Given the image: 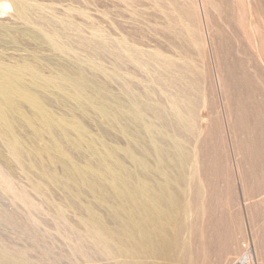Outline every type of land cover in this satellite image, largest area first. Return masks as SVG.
<instances>
[{"label": "rangeland", "instance_id": "rangeland-1", "mask_svg": "<svg viewBox=\"0 0 264 264\" xmlns=\"http://www.w3.org/2000/svg\"><path fill=\"white\" fill-rule=\"evenodd\" d=\"M30 66L35 98L23 103L30 120L14 132L32 155L31 171L14 157L0 124V246L6 252L28 264L136 262L76 252L74 233L90 243L97 231L91 216L107 230L116 226L109 215L120 208L123 217L149 209L146 195L134 197L127 177L112 169L134 165L167 181L171 165L155 140L166 130L163 115L184 128L173 137L187 148L186 183L170 195L174 228L193 250L164 263L264 264V196L247 190L240 148L257 125L255 115L264 118V0H0V68ZM245 74L256 79L250 88ZM243 97L249 116L240 107ZM41 164L52 175L47 183ZM3 179L26 192L30 204L13 196ZM147 183L141 174L136 185L146 193ZM196 215L206 219L199 223L206 243L189 237Z\"/></svg>", "mask_w": 264, "mask_h": 264}, {"label": "bare ground", "instance_id": "bare-ground-1", "mask_svg": "<svg viewBox=\"0 0 264 264\" xmlns=\"http://www.w3.org/2000/svg\"><path fill=\"white\" fill-rule=\"evenodd\" d=\"M249 30H250V27H249ZM25 34L29 35L30 38H32V36H33L31 33L29 34V33L25 32ZM13 40L16 41V38L13 39ZM255 47H256V45H255ZM71 66H73V65H71ZM79 66H80V64H79V62H77V64L75 65L74 73L72 75L73 77L70 76L73 81L75 79H76V81L79 80V74H80L79 73V69H81V68H79ZM65 67H66V65L62 64V65H60L58 67V69L64 71ZM247 67H248V65H247ZM253 67H255V66H253ZM32 68L33 67L30 66L25 71L23 70V68H20V67H12V68H4L3 67V68H0V124L3 125L4 130H5L4 131L5 134L9 135V137H10V143H11V148H12L14 157H16V160L19 163L24 165L23 166L24 168L26 167L30 171L32 169V166H34V164L32 163V160H31L32 159V157H31L32 155H31V153L26 152V150L22 146V144L24 142L21 144L20 141H22V140H20L18 138V136L16 137L14 131H15V126H18L24 120L27 121L29 119L28 115L25 114L26 113L25 112L26 108H25L23 103L26 102V101L33 102V99L35 98V95L33 96V93H32L34 91V89H32V83L34 81L33 80L34 79V75H33V72L31 71ZM67 68L68 67H66V69ZM70 68H72V67H70ZM81 76H83V75H81ZM242 77H243L242 79L244 81L243 84L245 85V87L249 86V88H250V85L252 86V84L256 82L255 77L253 75H251V74H245V76H242ZM86 78H88V77H86ZM241 81L242 80H240V82ZM83 86L85 87V85H83ZM92 89H93V87H92ZM248 97H250V98L252 97L251 93L248 95ZM245 100L247 102V97H243L242 98V100L240 102V107L248 115V114H250V110L247 108V104H246ZM33 108H35V107H33ZM42 113L43 112L41 110H39L38 111V116H42L43 115ZM244 118H245V116L242 117L241 122L243 124L248 123L246 118L245 119ZM255 120L257 122V125H254L255 127L251 128L250 127L251 125L249 126V123H248V126L250 128L246 126L247 128L251 129L252 135H250L245 140V144H244L243 148L240 147L241 150H242V153H241L242 156L241 155L240 156L243 158V161L246 164L248 163V167L247 168L244 167V170H243L244 182H245L247 190H249V192L252 194V196H264V118H260L258 115L257 116L255 115ZM20 126H22L23 128L27 127V125H25V124L24 125L22 124ZM22 127H21V129H22ZM256 133H257V135H256ZM23 141H25V140L23 139ZM180 146H182V147H179V149L182 150V148H183L184 149L183 151L185 152L187 148H186V145L184 147V141L180 142ZM166 151L168 153L167 156H169V157H172V156L174 157L175 156L176 159L180 158L178 156L179 152H178V150L176 148H174V150L168 149ZM27 159L30 160V164L29 163L26 164L25 161ZM140 160H142V159H140ZM10 163H11L10 161H8V162L6 161L4 163V166H5L6 170H7V172H8V170H10V168L12 166V165L10 166ZM203 164H204V162H203ZM207 164H209V163L207 162ZM241 164H243L242 161H241ZM14 165H16V164L14 163ZM121 165H123V164H121ZM121 165L113 168L112 170L116 174L125 175L124 176L125 178L127 177L128 181H129V182L127 181V183L132 184L130 186H129V184H127V185H128V187H130V190L132 191L131 194L134 197H136L134 192L137 195L139 194L140 196L146 195L147 200H145L146 202L145 201L144 202L149 206V209H147V211L145 210L143 213H136L134 215H130V216L127 215L126 217L125 216L123 217L121 214H119V213H121V212H119L120 209H122V208H120L116 212V214L115 213H111L109 215V219L111 220L112 223L115 222L116 226L115 227H110V228L108 227L109 229H107V230H105V228L103 227V224H105V223L102 222L101 218L96 217L95 215L91 216V220H90L91 221V225L94 228H97L96 233H94V240L92 242H90V243H86V239L83 238V236L80 234V231L76 230L75 233H74L75 238H76V240L73 243L74 250L76 252H80L82 254L87 253V251H89V252L91 251V252H93L95 254H98V255L131 256V258H134L136 262H130L129 264H166V263H164V261H167L169 259H181L182 257H187V255H188L187 253L188 252L191 254V250H192L191 246L189 245V243L187 244V242L182 241L181 239H179V236H178V233H177L178 230L174 228L173 221L176 218L175 217L176 214L172 210L171 205L173 204V202H175L176 199H174V197L173 196L171 197V195H170L171 194L170 190H174L175 187L179 188L181 185L186 183V170H185L186 163H185V158L183 157V158H181V160L180 159L176 160L175 166H171L169 169H166V173L170 177V178L168 177L166 179L167 181H162L163 177H161V176L157 177V176H154V175H150L151 171L148 170V169H146L144 171V173H142L143 169H137L134 165L120 167ZM44 166L47 167V165L41 164V169L43 170V179H44L43 182L47 183L48 181H50L49 177L52 176V175H50L49 171ZM15 170H14V172H15ZM15 173H13V174H15ZM106 173L108 174V172H106ZM112 174H114V173H112ZM141 174H143L145 176V178L148 179L146 193L141 190L140 186L136 185L137 179L139 178V176ZM7 176H9V175H7ZM124 177H122V179ZM119 179H121V178H119ZM85 180H87L89 182L97 181L94 176H89V175H85ZM125 181H126V179H125ZM3 182H4V185L6 184V189L9 192H11V194L13 196H15V195L17 196L19 194L26 204H30L29 202H30L31 198L30 199L24 198L26 192L19 193L18 191H21V190H18V188L16 186L13 187L12 183L10 181L8 182V180H6V179H3ZM95 183L97 185H99V183H97V182H95ZM15 185H17V184H15ZM19 185H21V184H19ZM83 185H85V183ZM29 186H27V187H29ZM2 188H4V187H2ZM101 188L104 189L103 191L104 192L106 191L107 194L113 195L111 193L112 191H110V188L105 187V185L104 186L102 185ZM0 189H1V187H0ZM29 189H31V188H29ZM112 190L114 192V189H112ZM27 192H29V191H27ZM114 194H115V192H114ZM44 196H45V194H44ZM49 198H50V196H49ZM32 199H33V197H32ZM50 199H52V198H50ZM52 202H53V200H52ZM103 202H105V201H103ZM42 204H44V203H42ZM48 204H49V202H48ZM53 204H54V202H53ZM36 206H37V204H36ZM68 209H69V207H68ZM202 209L204 210L205 208H202ZM93 210H94V208H93ZM64 215H66V214H64ZM178 216L179 215H177V217ZM55 218H57V217H55ZM179 218H180V216H179ZM59 219H60V217H59ZM104 219L106 220L105 217H104ZM31 220H32V217H31ZM71 220H72V218H71ZM191 222H192V224H191V228L189 230V237H191L192 239H196V241L198 240L200 242L206 243L205 242V241H207L206 231L205 230L203 231V229L201 228L202 226L201 227L199 226V223L200 222L201 223L206 222V219L204 217L200 216V215H198V216L196 215L195 218H193L191 220ZM74 223H75V221H74ZM249 223H251V221ZM249 223H248V225H249ZM180 224H181V222H180ZM252 224H254V223H252ZM176 225H178V224L176 223L175 226ZM181 227H182V225H181ZM100 229L103 230V231H101ZM100 231H101V234H100ZM182 231H183V228H182ZM47 235H48V233H47ZM95 235L97 237H99L103 241V244H102L103 246L100 245L99 239H97V237ZM251 238L253 239V237H251ZM252 239H250V243H251V245H254ZM1 246H0V264H28V262H26L19 255L9 254L8 252L10 250L8 252H6ZM262 247H264V245ZM86 249H89V250H86ZM252 252L254 254V249H252ZM25 253H27V252H25ZM140 259H145V261H141ZM138 260H140V261H138ZM202 260H203V258L201 259V261ZM122 264H127V263L124 262Z\"/></svg>", "mask_w": 264, "mask_h": 264}, {"label": "water", "instance_id": "water-1", "mask_svg": "<svg viewBox=\"0 0 264 264\" xmlns=\"http://www.w3.org/2000/svg\"><path fill=\"white\" fill-rule=\"evenodd\" d=\"M147 109L148 107L146 108V110ZM162 122H163V125L166 127V130L163 133H160L155 138L158 144V147L156 150L159 156L163 157L164 162L168 163V165L175 166L176 160H179V159L181 160V158H183L185 155H184V151L179 149V147H182L180 146V142L175 141V137H173V135L175 136L179 135L181 137L182 134L184 133V128L174 118L169 120L163 115H162ZM174 148H176L179 152V155H178L180 157L179 159L178 158L176 159L175 156L174 157L167 156L168 153L166 150L168 149L174 150Z\"/></svg>", "mask_w": 264, "mask_h": 264}]
</instances>
